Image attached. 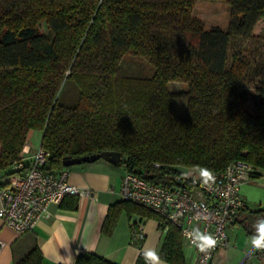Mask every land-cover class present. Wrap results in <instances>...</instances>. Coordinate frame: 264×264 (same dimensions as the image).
Wrapping results in <instances>:
<instances>
[{
	"label": "trees",
	"instance_id": "obj_1",
	"mask_svg": "<svg viewBox=\"0 0 264 264\" xmlns=\"http://www.w3.org/2000/svg\"><path fill=\"white\" fill-rule=\"evenodd\" d=\"M196 1L0 0L4 174L10 173L28 131L38 130L40 146L50 154L43 166L49 172L65 168V158L116 151L121 154L116 165L125 172L168 188L181 186L175 177L190 169L221 171L238 160L252 165L253 178L261 177L264 77L251 96L252 114L240 87L247 65L237 52L229 57L228 50L230 42L252 35L264 18V0H226V30H205L192 18ZM41 24L47 33L40 31ZM127 55L147 60L153 75L123 76L121 61ZM171 82L184 83L187 90L169 91ZM67 84L74 99L64 103L60 97ZM180 96L187 97L183 118L175 106ZM65 202L76 207L75 197ZM259 211H249L248 225ZM123 212L137 217L133 231L143 218L162 226L159 215L121 199L108 207L104 235L113 233ZM182 247L179 229L169 225L160 255L168 264H186ZM140 252L135 264H145ZM41 262L34 245L12 264ZM73 264L116 263L84 252Z\"/></svg>",
	"mask_w": 264,
	"mask_h": 264
},
{
	"label": "built area",
	"instance_id": "obj_2",
	"mask_svg": "<svg viewBox=\"0 0 264 264\" xmlns=\"http://www.w3.org/2000/svg\"><path fill=\"white\" fill-rule=\"evenodd\" d=\"M28 142L27 137L19 156L10 166V173L0 178V219L18 234L31 231L41 217L49 214L50 205H60L66 197H87L90 202L95 198L90 190L68 182V168L45 171L43 166L49 152L41 146L32 152ZM198 169L176 176L175 181L181 186L172 188L125 172L119 194L122 199L159 215L162 233L169 225L177 227L183 244L195 252V264H213L217 250L229 245L226 229L245 206L240 187L253 178L254 168L244 161H233L223 170L213 171L215 182L209 186L200 181ZM186 173L191 175L185 178ZM193 227L212 233L218 241L217 246L208 253L191 246L185 233ZM134 231L139 239L143 238L141 224ZM3 245L0 241V249Z\"/></svg>",
	"mask_w": 264,
	"mask_h": 264
},
{
	"label": "crops",
	"instance_id": "obj_3",
	"mask_svg": "<svg viewBox=\"0 0 264 264\" xmlns=\"http://www.w3.org/2000/svg\"><path fill=\"white\" fill-rule=\"evenodd\" d=\"M34 133L35 130H29L28 139ZM4 173L0 169V178ZM124 173L118 165L102 159L71 166L68 182L93 192V202L87 197H79L75 198V208L68 207L70 202L52 204L48 208L49 214L41 217L31 231L23 234L5 226L0 219V241L4 244L0 249V264H12L34 245L42 254L41 264H73L76 256L84 252L93 253L116 264H135L144 247H154L159 251L164 233L156 220L142 219V239L136 236L131 227L137 217L129 218L124 212L111 235H104L101 231L108 207L122 199L119 189ZM242 198L245 209L239 212L226 229L229 243L232 233L234 230L236 233L239 226L252 228L248 225L252 218L249 217L247 201L245 197ZM182 251L186 264H195V252L184 244ZM222 253L220 249L217 250L213 264L221 262Z\"/></svg>",
	"mask_w": 264,
	"mask_h": 264
},
{
	"label": "rangeland",
	"instance_id": "obj_4",
	"mask_svg": "<svg viewBox=\"0 0 264 264\" xmlns=\"http://www.w3.org/2000/svg\"><path fill=\"white\" fill-rule=\"evenodd\" d=\"M191 13L192 18L197 20L205 30L211 27L227 29L230 12L226 0H197L192 6ZM40 31L47 33L43 24L40 25ZM228 52L229 57L237 52L247 65L240 87L248 94V100L244 107L250 113L255 114L256 110L253 108L251 96L254 93V87L264 77V18L257 22L249 38L230 42ZM120 71L123 76L151 77L154 68L143 58L127 55L121 61ZM168 90L184 92L187 90V85L171 82L168 84ZM73 94L74 90L67 84L63 88L60 100L64 103L71 102L74 99ZM186 104L187 97L180 96L176 99L175 106L178 117L185 116ZM40 140L41 132L35 130L28 142L32 152L40 146ZM261 174L264 175V170H261ZM262 175L259 178L249 179L240 187L241 195L246 198L248 210L252 212L261 210L259 213H255L256 216L259 215V218L260 216L264 217V176ZM251 227L253 228V225ZM236 230L237 234L234 230L229 246L220 249L223 252L221 262L214 264H264V255L253 250L250 246L249 240L252 234L247 232L245 226H239ZM184 246L186 245L184 244Z\"/></svg>",
	"mask_w": 264,
	"mask_h": 264
},
{
	"label": "clouds",
	"instance_id": "obj_5",
	"mask_svg": "<svg viewBox=\"0 0 264 264\" xmlns=\"http://www.w3.org/2000/svg\"><path fill=\"white\" fill-rule=\"evenodd\" d=\"M199 179L205 185L209 186L215 182L213 171L207 167L198 169ZM191 173H186L185 178ZM254 231L250 237L249 243L253 250L264 252V217L258 218L253 224ZM186 238L191 246H194L201 253H208L217 246L216 237L207 231H201L198 227H193L185 233ZM140 255H142L145 264H167V261L160 255L159 251L154 247H144Z\"/></svg>",
	"mask_w": 264,
	"mask_h": 264
},
{
	"label": "water",
	"instance_id": "obj_6",
	"mask_svg": "<svg viewBox=\"0 0 264 264\" xmlns=\"http://www.w3.org/2000/svg\"><path fill=\"white\" fill-rule=\"evenodd\" d=\"M120 158H121V154L119 152L103 151L97 154L86 155L82 157L65 158L63 159L62 164L65 167H71V166L78 165L81 163L94 162L99 159L105 160L111 164H118L120 161Z\"/></svg>",
	"mask_w": 264,
	"mask_h": 264
}]
</instances>
